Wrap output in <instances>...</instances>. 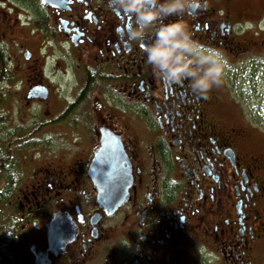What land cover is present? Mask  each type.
I'll list each match as a JSON object with an SVG mask.
<instances>
[{
    "label": "flooded vegetation",
    "instance_id": "1",
    "mask_svg": "<svg viewBox=\"0 0 264 264\" xmlns=\"http://www.w3.org/2000/svg\"><path fill=\"white\" fill-rule=\"evenodd\" d=\"M203 3L184 16L193 38L222 53L221 76L249 68L264 0ZM137 23L112 0H0V145L15 151L21 220L5 264H264V167L218 115V84L161 82ZM103 139L131 177L116 206L88 173Z\"/></svg>",
    "mask_w": 264,
    "mask_h": 264
},
{
    "label": "clouds",
    "instance_id": "2",
    "mask_svg": "<svg viewBox=\"0 0 264 264\" xmlns=\"http://www.w3.org/2000/svg\"><path fill=\"white\" fill-rule=\"evenodd\" d=\"M190 4L201 6L200 0H112L122 15L138 21L130 36L161 82H186L194 95L205 96L220 83L224 59L217 48L193 38L184 19Z\"/></svg>",
    "mask_w": 264,
    "mask_h": 264
},
{
    "label": "rangeland",
    "instance_id": "3",
    "mask_svg": "<svg viewBox=\"0 0 264 264\" xmlns=\"http://www.w3.org/2000/svg\"><path fill=\"white\" fill-rule=\"evenodd\" d=\"M250 58L244 59L249 68L231 66L220 77L217 113L243 134L248 150L264 167V52ZM30 139L32 144L24 153L31 158V164H36L34 136ZM263 250L264 246L260 252L262 256Z\"/></svg>",
    "mask_w": 264,
    "mask_h": 264
},
{
    "label": "water",
    "instance_id": "4",
    "mask_svg": "<svg viewBox=\"0 0 264 264\" xmlns=\"http://www.w3.org/2000/svg\"><path fill=\"white\" fill-rule=\"evenodd\" d=\"M112 149L115 150L114 155L110 154ZM115 161H123L121 145L112 148L103 139L94 153L88 171L98 192V198L111 206H116L124 200L131 180L128 165L114 163ZM62 216L60 212L54 213L50 222L58 221Z\"/></svg>",
    "mask_w": 264,
    "mask_h": 264
},
{
    "label": "trees",
    "instance_id": "5",
    "mask_svg": "<svg viewBox=\"0 0 264 264\" xmlns=\"http://www.w3.org/2000/svg\"><path fill=\"white\" fill-rule=\"evenodd\" d=\"M2 102L3 94L0 93V104ZM14 152L10 148L4 150V146L0 145V176L5 174L9 180L7 187L0 192V264H5L10 259V250L18 239L17 227L21 223L15 215L18 213L19 202L14 194L16 186L13 171L17 164Z\"/></svg>",
    "mask_w": 264,
    "mask_h": 264
}]
</instances>
